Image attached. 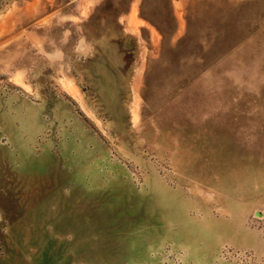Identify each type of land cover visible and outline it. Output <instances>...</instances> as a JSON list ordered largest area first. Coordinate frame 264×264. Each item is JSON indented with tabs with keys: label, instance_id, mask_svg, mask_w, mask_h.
Returning <instances> with one entry per match:
<instances>
[{
	"label": "rangeland",
	"instance_id": "374dc122",
	"mask_svg": "<svg viewBox=\"0 0 264 264\" xmlns=\"http://www.w3.org/2000/svg\"><path fill=\"white\" fill-rule=\"evenodd\" d=\"M0 264H264V0H0Z\"/></svg>",
	"mask_w": 264,
	"mask_h": 264
},
{
	"label": "crops",
	"instance_id": "0c3cea01",
	"mask_svg": "<svg viewBox=\"0 0 264 264\" xmlns=\"http://www.w3.org/2000/svg\"><path fill=\"white\" fill-rule=\"evenodd\" d=\"M47 124V110L43 99L26 93L11 91L0 94V131L15 147L20 141L33 142Z\"/></svg>",
	"mask_w": 264,
	"mask_h": 264
}]
</instances>
